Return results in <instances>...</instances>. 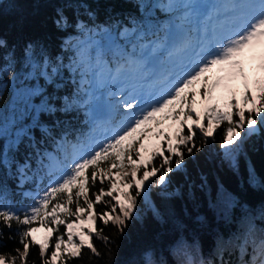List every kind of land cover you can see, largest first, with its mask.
Instances as JSON below:
<instances>
[{
	"label": "trees",
	"instance_id": "1",
	"mask_svg": "<svg viewBox=\"0 0 264 264\" xmlns=\"http://www.w3.org/2000/svg\"><path fill=\"white\" fill-rule=\"evenodd\" d=\"M173 2L176 9L165 12L144 5H163L168 0H0V39L7 44L0 49V66L11 61L14 74L12 80L0 74L4 85L0 124L6 125L20 115L28 91L42 93L31 97V103L37 105L49 97L57 108L76 98L89 101L71 112L41 115L47 134L33 129L34 142L25 139L18 151L10 150L7 140L0 141V148L15 161L9 168L0 169V184L13 208L29 206L34 203L33 197L43 194L55 178L49 177L48 171L66 163L69 144L88 143L100 127H111L120 119L117 115L109 125L110 117L104 120L97 110L100 99L89 92L99 60L113 70L130 56L141 58L148 51L142 52L141 44L166 37V45H172L169 36L176 26L187 39H195L199 25H204L190 10L194 2ZM61 12L68 23L57 27L55 21ZM126 29L130 34L122 37L120 33ZM141 34L143 39H139ZM28 45L32 48L26 54ZM165 55L160 52L162 60ZM112 87H104V96ZM225 126L217 129L215 139L203 144L194 157L185 156L184 168L170 174L166 192H158L149 184L148 193L138 198L136 215L123 234L111 223L105 227L97 219V227L111 241L106 247L93 234L99 258L85 249L80 258H67L68 264H239L242 249L238 245L247 240L251 253V245L264 238V125L258 133L244 138L233 160L225 158L219 147ZM196 143L200 146L201 140ZM25 161L30 166L26 170L29 178L22 182L17 165ZM159 164L158 157L148 168ZM105 186L107 189V181ZM99 187L97 181L89 195ZM95 210L99 213L106 209L97 204ZM63 230L59 226V231ZM0 233V255H16V248L23 250L15 223L9 229L0 221ZM55 235L49 241L47 256ZM249 258L244 256L245 260ZM27 261L41 264L38 245L31 246Z\"/></svg>",
	"mask_w": 264,
	"mask_h": 264
},
{
	"label": "snow or ice",
	"instance_id": "2",
	"mask_svg": "<svg viewBox=\"0 0 264 264\" xmlns=\"http://www.w3.org/2000/svg\"><path fill=\"white\" fill-rule=\"evenodd\" d=\"M151 6L165 12L176 9L173 0L163 5H144ZM214 17L217 24L211 29L205 27L199 40L183 39L171 47H167L166 37L144 43L140 47L142 52L150 48L147 56H130L125 64L116 67L111 75L113 87L104 102L110 117L107 123L112 125L117 115L120 119L104 129L102 139L90 138L88 143L74 144L71 159L65 156L66 163L50 168L47 175L55 178L42 195L33 197V204L13 208L0 184V221L9 229L15 223L23 249L16 248V255H0V264H28L30 248L34 245L39 246L41 264H57V261L68 264L67 258H80L85 249L99 258L101 254L94 245L93 234L106 247L111 241L97 227V219L105 227L111 223L123 234L136 215L138 198L146 195L149 184L153 187L167 184L171 173L184 168L185 156L194 157L200 152L203 144L215 139L222 125L226 123L219 147L226 157L234 155L246 136L258 133L264 125V0H226L220 8H209L206 19L211 21ZM55 23L63 27L68 21L61 12ZM129 34L127 29L120 33L122 37ZM139 39H143V34ZM6 47V41L0 39V49ZM31 48L28 45L26 54ZM162 51L170 67L156 75L149 59ZM0 74L14 79L11 61L0 66ZM117 83L119 87H115ZM3 88L0 83V95ZM41 94L26 92L25 109L6 125L0 124V141L7 140L10 150L18 151L25 139L34 142L33 129L47 134L41 115L71 112L89 102L76 98L57 108L49 97L38 105L31 103V97ZM197 139L201 140L200 146ZM145 140L158 143L152 144L149 151ZM145 152L149 153L146 160ZM158 157L159 166L149 171L148 166ZM12 163L15 161L0 148V169L9 168ZM29 167L27 161L17 165L22 182L29 178L26 171ZM142 168L143 174L138 175ZM150 177L156 179L150 181ZM97 181L100 187L90 196V189L95 188ZM97 204L106 210L98 213ZM70 217L74 219L69 220ZM36 223L39 227L34 226ZM59 226H63V232ZM41 228L47 233L42 241L34 235ZM53 233L56 235L47 256ZM238 247L242 249L239 264H264V238L251 245V253L247 240ZM244 256L250 258L245 260Z\"/></svg>",
	"mask_w": 264,
	"mask_h": 264
},
{
	"label": "rangeland",
	"instance_id": "3",
	"mask_svg": "<svg viewBox=\"0 0 264 264\" xmlns=\"http://www.w3.org/2000/svg\"><path fill=\"white\" fill-rule=\"evenodd\" d=\"M191 1H193L194 4L190 6V10L193 11L194 16H196L198 20L202 19V21L205 24V27H208L209 29H211V27H213V26H215L217 24V19L215 17L211 21L206 19V14L208 13L209 8H212V7L220 8L223 5V3L226 2V0H191ZM221 10H223V9H221ZM221 20H223V17H221ZM204 28L201 27L199 29V33H198L199 37H198L197 40L200 39L201 31ZM183 36H185V35H183V31L178 26H176V27H174V30H173L172 34L170 35V42L178 43L179 41H181L183 39H186ZM197 40H195V41H197ZM195 41H193V42H195ZM167 47H171V46H167ZM148 51H150V50H148ZM148 51L146 53H144L143 56H147L148 55ZM149 63L151 65H156V66H160L161 65V67H164V65H167L166 61H164V60L162 61L160 59V55L159 54H157V56H155V57H150ZM116 67H115V69H116ZM115 69L111 70L110 68H108L107 65L105 64V62L102 61V60H99L98 63L96 64V70H95V73L93 75V79H92V82H91V86L89 88V92L94 94L98 99H100L99 106L97 105L98 106L97 110L100 111V113H99L100 116L103 115L102 111H101L102 109H104L105 114L109 113V111H108V109H107V107L105 105V102H104L105 101V97H106V95L104 96V87H108V85L109 86L112 85L111 75L115 71ZM115 87H119V83H117L115 85ZM237 94H239L238 91H237ZM105 128H110V127L108 125L100 127L97 131H95L92 134L91 138L102 139L103 135H104V129ZM164 131L167 132L168 128H165ZM144 143H145L146 146H148L149 151H151V145L154 144V143H158V141L145 140ZM73 145L74 144H69V147L66 149L67 150L66 155L68 156V159H71V156H72V153H73ZM239 148L236 149V151H235V153H234V155L232 157H226L224 155V152H223V155L225 156V158L233 160L234 156L236 155V153L239 150ZM148 155H149L148 152L144 153V159L145 160L147 159ZM148 170L150 171L151 169L148 168ZM115 172H116V170L113 169L112 170L113 176H115ZM151 178L152 177H150L149 179H151ZM157 191L158 192H166L167 188L165 187V185H163L161 187H157ZM147 193L148 192H147V189H146V194ZM72 219H74V217ZM34 235H35L37 240L42 241L44 239V236L46 235V231L43 228H41V230L39 232L35 233ZM65 239H66V237H65ZM77 242H78V240H77Z\"/></svg>",
	"mask_w": 264,
	"mask_h": 264
},
{
	"label": "bare ground",
	"instance_id": "4",
	"mask_svg": "<svg viewBox=\"0 0 264 264\" xmlns=\"http://www.w3.org/2000/svg\"><path fill=\"white\" fill-rule=\"evenodd\" d=\"M114 70V69H113Z\"/></svg>",
	"mask_w": 264,
	"mask_h": 264
}]
</instances>
